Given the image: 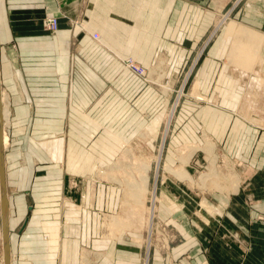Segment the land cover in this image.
I'll use <instances>...</instances> for the list:
<instances>
[{
	"label": "crops",
	"instance_id": "obj_1",
	"mask_svg": "<svg viewBox=\"0 0 264 264\" xmlns=\"http://www.w3.org/2000/svg\"><path fill=\"white\" fill-rule=\"evenodd\" d=\"M199 2L0 0V84L8 90L6 95L1 90L9 115L6 128L24 132L19 161L32 164L28 174L25 170L17 178L27 185L28 175L30 188L25 194L29 200L20 194L11 198L15 205L9 206V225L21 223L10 244L14 260L20 264H80L83 248H90L87 239L95 251V225L90 232L82 210L61 198L73 195L72 188L65 181L58 187L50 185L49 180L48 186L39 181L50 179L51 164L80 162L81 146L82 154L87 155L97 140L111 139L114 131H135L137 127L129 126L133 122L130 116L140 114L143 123L142 109L149 87L123 69L119 58H132L148 68L161 51L168 62L189 56L195 40L208 32L207 14L199 9ZM248 11L255 19L264 18V0L250 2ZM46 17L57 19L56 31L44 29ZM251 26L257 28L254 23ZM93 34L99 35V40ZM254 49L250 46L248 54ZM205 51L196 73L201 88L210 82L220 84L219 71L213 77L208 73L219 67L217 57L223 49L207 46ZM261 62L264 64L263 59ZM259 86L249 88L245 106L239 95L232 94L230 111H218L222 122L217 125V140L233 165H238L237 181L229 194L221 192L201 199L211 212L205 210L200 218L189 219L188 225L197 228L198 235H185L184 250L172 256L174 262L264 264V104H256ZM183 113L194 115L190 108ZM190 120L184 122L186 128L187 124H197L200 135L210 131L203 118ZM190 134L187 141L196 136L192 131ZM91 156L82 161H112L103 156L94 158L95 153ZM36 163L46 164V170L39 172ZM25 168L19 167L18 172ZM5 176L8 192L6 154ZM19 184L15 182L22 187ZM29 201L31 207L23 209V203ZM8 202L10 205L9 198ZM187 205L191 208L184 203ZM185 212L191 216L187 208ZM87 233L93 237L88 238ZM99 243L106 250L111 246L104 240ZM105 255L108 257L106 251Z\"/></svg>",
	"mask_w": 264,
	"mask_h": 264
},
{
	"label": "rangeland",
	"instance_id": "obj_2",
	"mask_svg": "<svg viewBox=\"0 0 264 264\" xmlns=\"http://www.w3.org/2000/svg\"><path fill=\"white\" fill-rule=\"evenodd\" d=\"M250 2L253 0H200L199 9L207 14L208 32L201 40H195L190 55L182 60L168 62L165 52L161 51L150 67H142L146 77L140 79L150 90L144 99L141 116L143 123L140 114L130 116L133 122L129 126L137 127L135 131L116 130L112 132L111 139L97 140L90 154L84 153L87 155L82 154L81 146L80 162L51 164L50 170L53 173L50 179H40L39 184L42 186H48L47 180L53 181L54 185L51 182L50 185L56 187L65 181L66 186L72 188L73 195H63L61 198L86 212L84 215L80 211L81 216L88 221L86 227L90 232L95 225L98 240L96 249L94 251L91 248L92 241L87 239L90 248H83L80 264H172L170 260L179 264L178 259L174 262L172 256L184 250L182 242L185 235H198V229L188 225L189 219L200 218V214H206L205 210L211 212L201 199L221 192L229 194L234 190L238 165H233L221 147L216 129L222 122L218 111L223 108L230 111L232 108V94L239 95L241 105L245 106L249 88L255 89L253 78L261 79V91L255 98L256 104L259 103L260 107L264 104V64L261 62L264 60V18L249 16ZM253 23L257 28L251 26ZM245 32L248 34V45L255 46V49L249 54L245 51L244 56H241L235 46L239 44V34ZM207 46H221L223 49L219 54L221 57H217L219 67H213L208 73L213 77L219 71L220 84L210 82L207 87L201 88L196 73ZM124 59L127 58H119V63ZM246 60L249 63L251 60L252 64H246ZM1 90L4 95L7 94L8 90L3 84ZM187 108L194 115H184V109ZM190 118L192 122L203 118V123L208 124L210 131L205 130L200 135V131H196L197 124H187L186 128L184 122ZM4 125L3 122V134L8 136L4 151L11 185L7 197L10 202L11 198L20 194L26 195L28 199L29 195L25 194L26 189L30 188L28 175L27 185L17 179L25 170L28 174L27 169L32 167L31 163L19 161L24 132L14 133L12 128ZM189 130L196 136L192 135L187 141L191 135ZM91 153H95L94 158L103 156L112 161L83 162V159L93 157ZM147 165L149 168L146 172L144 169ZM35 166L39 172L46 170V164L36 163ZM167 166L177 171L178 176L170 174ZM19 167L26 168L18 172ZM141 174L146 175L148 187L141 194L139 202L130 198L126 192H133L135 188L129 187V184L140 183ZM15 182L22 187L15 186ZM134 192L137 193V189ZM184 203L190 204L191 208L189 205L184 206ZM13 204L11 202L10 208ZM31 205V201L24 202L23 209ZM185 208L191 216L186 214ZM123 209L127 214H134L130 215L129 221L127 219L129 227L121 232L111 231L106 225L112 217L121 216ZM11 211L14 213L15 209ZM20 225H9L10 244ZM91 237L93 235L90 234L88 238ZM99 239L111 243L110 248L106 250L107 247L101 246ZM10 258L11 264H20L19 260L11 257V253ZM186 259H189L188 256ZM0 264H3L1 220Z\"/></svg>",
	"mask_w": 264,
	"mask_h": 264
},
{
	"label": "bare ground",
	"instance_id": "obj_3",
	"mask_svg": "<svg viewBox=\"0 0 264 264\" xmlns=\"http://www.w3.org/2000/svg\"><path fill=\"white\" fill-rule=\"evenodd\" d=\"M238 46H240V48H241V50H239L238 51V53H239V55H241V56H244L243 55V53L245 52V51H247V49H250V46L248 45V43H247V35H241L240 37H239V44H238ZM247 47V48H246ZM246 48V49H245ZM235 50V49H234ZM242 58V57H241ZM242 59H244V58H242ZM248 59V58H247ZM246 62H247V60H246ZM245 63V62H244ZM250 63H251V60H250ZM250 63L249 62H247L246 64H249L250 65ZM245 64V65H246ZM252 64V63H251ZM244 65V66H245ZM246 67V66H245ZM249 68V66L247 67V69ZM253 81L255 82V84L256 85H259L260 83H261V81L259 82V79L258 78H254L253 79ZM2 108H3V110H2V116H3V122H4V126L6 127L7 126V121H9L8 120V109H7V107H6V103H5V98L2 96ZM9 107V106H8ZM10 110V109H9ZM10 113V112H9ZM172 117V116H171ZM210 140V139H209ZM7 144H8V137H7V135L4 133L3 134V147L4 148H6V146H7ZM207 146V145H206ZM211 147V146H210ZM148 168H149V165H147V166H145V169H144V171H146V170H148ZM167 168V170H168V172L170 173V174H173V175H175V176H178V174H177V171H175V170H172L171 168H169L168 166L166 167ZM147 172V171H146ZM183 173V172H182ZM143 174V173H142ZM141 174V175H142ZM181 176V175H180ZM137 177V176H136ZM135 177V178H136ZM187 179H188V177L187 176H185ZM136 180V179H135ZM137 181V180H136ZM147 177H146V175H142L141 177H140V183H138V184H134V185H130L129 184V187H134L135 189H137V193L136 192H134L135 191V189H133V192L131 191V192H126V194H129V196H130V198H133V200H135V201H139V199H141V194L143 193H145L146 191V189H147ZM235 184H236V182H235ZM124 189V188H123ZM126 197V196H125ZM130 200V199H129ZM140 202V201H139ZM127 203V202H126ZM135 204H136V202H134ZM128 206V205H127ZM122 213V212H121ZM120 213V214H121ZM132 213H130V214H127V211L126 210H124L123 209V213H122V215L121 216H117V217H112L111 219H110V222L106 225L108 228H110V230L111 231H113V230H117L118 232H121V231H123L125 228L127 229V227H129V225H127L126 224V222H128L129 220H130V215H131ZM132 215H134V214H132ZM151 215V214H150ZM127 219H128V221H127ZM83 263V262H82Z\"/></svg>",
	"mask_w": 264,
	"mask_h": 264
},
{
	"label": "water",
	"instance_id": "obj_4",
	"mask_svg": "<svg viewBox=\"0 0 264 264\" xmlns=\"http://www.w3.org/2000/svg\"><path fill=\"white\" fill-rule=\"evenodd\" d=\"M1 90V84H0ZM9 202L7 197L6 176H5V151L3 147V116L0 91V220L2 237L3 264H11L10 243H9Z\"/></svg>",
	"mask_w": 264,
	"mask_h": 264
},
{
	"label": "built area",
	"instance_id": "obj_5",
	"mask_svg": "<svg viewBox=\"0 0 264 264\" xmlns=\"http://www.w3.org/2000/svg\"><path fill=\"white\" fill-rule=\"evenodd\" d=\"M43 27L50 32L56 31L58 29L57 19L53 17H46L43 20ZM92 37L95 40H99V36L97 34H93ZM121 65L139 78L144 79L146 77V71L131 58L121 60Z\"/></svg>",
	"mask_w": 264,
	"mask_h": 264
}]
</instances>
